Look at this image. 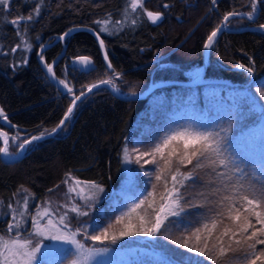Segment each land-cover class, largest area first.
<instances>
[{
    "label": "trees",
    "instance_id": "obj_1",
    "mask_svg": "<svg viewBox=\"0 0 264 264\" xmlns=\"http://www.w3.org/2000/svg\"><path fill=\"white\" fill-rule=\"evenodd\" d=\"M131 3L10 0V7L0 5V110L11 125L6 128L0 123V131L6 134L9 154L15 153L24 139L51 131L74 96L92 84L112 80L117 93L132 96L155 82L192 80L187 71L201 68L204 43L222 25L224 16L229 12L247 16L253 11L252 0H140L135 10ZM256 5L252 20L232 16L214 37L198 83L157 87L144 98L133 100L113 96L102 86L94 88L77 103L54 137L27 145L13 163L0 160V218L11 206L17 211L20 203L31 207L27 216L45 206L52 210L64 207L68 203L67 180L95 184L107 194L68 229L79 230L76 237L82 241L93 231L107 229L108 238L100 246L124 252L126 264H264V244L255 243L264 239L258 231L264 228L258 222L264 220L260 195L264 173L237 147L244 136L255 139L251 128L264 118L260 101L264 99V30L248 29L264 24V0H257ZM147 11L161 13L160 19L153 23ZM73 26L89 27L98 34L107 64L91 35H68L63 56L54 68L55 77L72 89L68 96L59 94L44 78L35 54L40 45ZM60 51L56 43L40 57L48 64ZM77 56L91 58L93 67L73 69L69 61ZM242 92L245 95L239 94ZM234 96L239 97L231 101ZM247 97L258 102V112ZM179 133L184 135L164 146L165 139ZM196 133L218 134L227 166L203 151V140H189L185 147L187 138ZM13 137L18 139L13 141ZM157 145L162 152L154 151ZM125 150L131 159L132 181L118 194ZM193 151L197 156L191 155ZM187 174L193 179L184 180ZM174 185L182 194L179 204L184 211L179 217H167L156 235H144L141 218L144 230L151 227L160 206L175 198V193L167 196ZM142 200L135 212L123 216ZM24 222V231H28L30 221ZM129 224L135 234L120 236ZM185 242L205 254L181 247ZM70 256L64 252L39 264H69Z\"/></svg>",
    "mask_w": 264,
    "mask_h": 264
},
{
    "label": "rangeland",
    "instance_id": "obj_2",
    "mask_svg": "<svg viewBox=\"0 0 264 264\" xmlns=\"http://www.w3.org/2000/svg\"><path fill=\"white\" fill-rule=\"evenodd\" d=\"M198 71V67L190 69L187 71V75L190 77H195ZM239 94L245 95V92ZM237 97L239 96L230 97V100L234 101ZM247 99L253 103L252 105L254 110L258 112V102H253L250 97H247ZM260 101L262 102L261 104L264 105V99H260ZM232 103L233 102H229V105ZM251 131V133L254 134L255 139L244 136L239 141L237 147L239 148L241 155L246 156L252 163L256 165L260 172L264 173V118H259L256 126L251 128ZM23 152L24 150L21 151V156L23 155ZM11 154H4L3 157L5 160H7L14 156ZM121 159L123 175L121 186L116 190L118 194H121L124 189L129 187L132 181V173L128 167L129 161L131 159L128 156V153L126 159L125 152H123L121 154ZM67 181H69V183L66 184L65 193L68 203L64 207L61 205L58 207V210H52L45 206L41 209L38 208L34 215L32 212L27 216V211H29L31 207H26L25 203L23 205L20 203L17 211H15L14 206H11L10 210H8L5 216L0 218L2 219L0 222V237H3V240L8 242V248H5L3 243L0 242V264H23V261L20 257H13L11 255V252L15 251L11 245V241L13 240L19 241L21 244H23L24 241H27L28 243L25 245L24 249L26 251H31L32 248H35L37 245H39V250L36 252V258L32 261V264H39L43 261V259L59 257L61 253L64 252L67 253V255L71 253V260L69 264H72L73 260L78 258L80 254L73 245L61 240H53L51 239V235L66 234L68 232H76L78 234V231H71L68 229V227L72 226L71 224H75V219H81V216L83 215H78V213L71 211V209L78 206L80 211L89 212L91 207L103 195H106L107 192L99 191L96 187H94L95 184H81L72 180ZM33 201L34 199L32 198L31 204H33ZM45 209L47 210L46 213ZM20 214L23 216V219L21 218L22 216ZM62 216L65 217V223L67 224V227H64V225L59 222L60 217ZM33 218H36L38 223L41 225L39 234L34 227ZM23 220L30 221V224L27 228L28 231H24L26 230V224ZM9 225H13L11 231H9ZM16 225H19V227H15ZM100 231L103 230L101 229ZM93 232L83 236V241L76 237L77 240L81 241V243L84 245L85 254H87L88 249L100 250L89 254L87 260H82L81 264H126L127 255L124 252L109 249H107V251H103V249L106 248H102L100 245L103 242H106V239H102L100 241L91 240L89 238L90 236L100 234L97 231ZM19 234H21V236H19Z\"/></svg>",
    "mask_w": 264,
    "mask_h": 264
},
{
    "label": "snow or ice",
    "instance_id": "obj_3",
    "mask_svg": "<svg viewBox=\"0 0 264 264\" xmlns=\"http://www.w3.org/2000/svg\"><path fill=\"white\" fill-rule=\"evenodd\" d=\"M215 2V0H214ZM140 3V0H132L131 6L132 8L135 10L138 5ZM256 4H257V0H252V8L253 11L246 13V15L248 16L249 19L253 18L254 12L256 10ZM0 5H3L5 8L10 7V0H0ZM38 11V10H37ZM146 15L148 16V18L155 23L158 19H160L161 13L156 12L153 13L151 11H147ZM235 15H239V13H235V12H229L227 13L224 18H223V22L221 27L225 26L226 22L229 21V18ZM29 19H31V17H29ZM19 21H13V23H18ZM106 23V22H105ZM260 29H264V24L260 25ZM220 29L214 30L211 35L208 36L207 40L208 42L204 44L205 48L210 47L214 37L217 36V33ZM103 31V29H102ZM67 35V33L65 34V36ZM61 39H64V37L62 36ZM101 47H103V40H101ZM13 51H15V49H13ZM41 60H43V56L40 57ZM105 59H107V56H105ZM80 61L85 62L86 64L89 63L88 58L87 57H80L79 58ZM48 72L49 73H53V66L52 65H46ZM109 67H111V65L109 64ZM241 68H244L245 65L241 64L240 65ZM247 71L251 72L252 68H248ZM59 83L61 85H64V87L68 90V92H72V89L68 87V85L65 83L64 80H60ZM101 84H109L111 85L113 91H118L116 85L112 82V80H105V81H101ZM95 87H99V85H92L89 86L88 91H91L92 88ZM262 95H264V93H261ZM85 93H81L78 96H74V99L72 100L71 105L68 107L67 111L64 114V118L60 121V123L56 126V128L52 129V133H56L58 129H60L62 126L65 125L66 121H68L71 117V114L74 111V107L77 105V101L81 100V97L84 96ZM133 95H135V93H133ZM0 114H2V110H0ZM11 127V125H10ZM50 135L51 133H41L40 136H33L31 137V140L29 139H24L23 143H21L19 145V148L21 151L25 150V146L26 145H30L33 141L39 140L41 139L44 135ZM183 133H179V134H174L170 137H168L167 139L164 140V146H167L171 140H175L178 139L179 137L183 136ZM16 139H18V137H13V141H15ZM192 141L194 143L200 142L201 140L205 141L206 143H204L203 145V151L204 152H208L210 154H214L217 158H219V163L220 165H224L227 166V158L224 157L223 152L221 151L220 145L222 143V139L218 137V134L213 135L212 133H204V134H200V133H196L194 135H190L185 143V147H187V142L188 141ZM7 143V141H6ZM155 152H162L163 149L160 145H157V147L154 149ZM0 153H4L5 155L8 154V150L6 147L0 148ZM141 155H148V153H142ZM169 155H171V153H169ZM185 155H187V153H185ZM192 156H197V152L193 151L191 153ZM201 155H203V152L201 153ZM125 158L127 159V150H125ZM146 164L149 163V161L145 160L144 161ZM189 163H191V161H188ZM167 163V161H166ZM199 166V165H197ZM177 171H179V169H177ZM147 175V173H146ZM161 179V177L158 175L156 176V180L159 181ZM173 181L176 182V176L173 175L172 177ZM193 177L191 176V174H187L184 177V180H192ZM184 180L179 181L181 187L184 185ZM94 187H96L99 191H103V189L99 186V185H95ZM74 190V189H73ZM173 193H175V198L174 199H170L168 201H166L164 204H162L160 206V210L159 212L156 214V218H155V223L151 225V227H148L146 230H144V219L141 218V224H140V230L142 231V233L144 235H148V236H154L156 235L158 232H160L162 230V228L165 226V221L167 220V217L171 216V217H179L181 216L182 212L184 211V209L182 207H180L179 202L183 199L182 194L180 193V189L175 187H173V189L171 191L167 192V196L169 198H171L173 196ZM151 195V193L149 194ZM261 197L264 198V192H261ZM252 200H249L248 203H252ZM144 201L142 200L140 202V204L135 205L132 209H130L129 212L124 213L123 216H128L131 213L135 212L137 208H139L141 206V204H143ZM151 207V204L149 205ZM71 211L78 213V215H87V212H83L79 210V207H73L71 209ZM47 212V210L45 209V213ZM162 213H166V215H161ZM66 215V214H65ZM123 216L121 217H117V222L119 223L122 219ZM257 216L259 217V214L257 213ZM61 224L64 225V227H67V224L65 223V217L62 216L60 217V221ZM258 222L264 224V220H259ZM33 224L34 227L36 228L38 234L41 228V225L38 223V221L36 220V218H33ZM251 225L249 224L248 227H250ZM15 227H19V225H16ZM54 227V225H53ZM132 225L129 224L128 226H126V228L124 230L120 231V236H129V235H134L135 232L132 230ZM13 228V225H9V231H11ZM247 230V229H245ZM79 231V230H77ZM85 232H87V229H84ZM197 231H199V229H197ZM260 232L261 235H264V228L259 229L258 230ZM256 232H253L252 235L256 236ZM77 233L76 232H68L66 234H52L51 235V239L53 240H61L64 241L66 243H69L71 245H73L76 249L77 252L80 254L78 256V258L76 260H73L72 264H81V261H86L88 258V255L91 254L92 252L95 251H100L98 249H88L87 250V254H85V250H84V245L81 243V241L77 240L76 238ZM91 240L93 241H100L102 239H107L108 238V230L105 229L103 232H101L98 235H92L89 237ZM197 240L200 239L199 236L196 237ZM116 241V237L113 236L112 237V242L115 243ZM0 242L3 243V246L5 248H8V242L3 240V237H0ZM175 243V241H173ZM27 241H24L23 244H21L19 241H11V245L12 248L15 249V251L11 252V255L13 257H20L23 261V264H32V261L36 258V252L39 250V245H37L35 248H32L31 251H26L25 249V245L27 244ZM256 244H264V239H257ZM181 247H184L186 249H188L189 251L192 252H199L200 255H204L205 253L203 251H201L199 248L197 247H191L189 248V245L187 244V242L183 243L180 245ZM253 249H255V244H253L251 246ZM103 251H107V249H103ZM261 256H264V253H261ZM211 259V257H209ZM258 259L261 257H257ZM252 264H255V261H252Z\"/></svg>",
    "mask_w": 264,
    "mask_h": 264
},
{
    "label": "water",
    "instance_id": "obj_4",
    "mask_svg": "<svg viewBox=\"0 0 264 264\" xmlns=\"http://www.w3.org/2000/svg\"><path fill=\"white\" fill-rule=\"evenodd\" d=\"M256 12H257V5H256ZM256 12L254 13V15H253V18L255 17V15H256ZM237 16H239V17H243V18H246V19H248V20H252V19H249L247 16H245V15H241V14H239V15H237ZM223 22V21H222ZM222 24V23H221ZM217 29H220L219 31H218V33L220 32V31H222V30H224V28H222L221 27V25H219L215 30H217ZM248 29H251V30H254V29H260V26H258V27H251V28H248ZM242 30V29H241ZM241 30H236V31H241ZM264 30V29H263ZM75 32H85V33H88L89 35H91L92 36V38L95 40V42H96V45H97V49H98V52H99V55H100V58H101V60L105 63V64H107V59H105V56H106V54H105V50H104V45H103V47H101V38L98 36V34L94 31V30H92L91 28H89V27H83V26H73V27H70V28H68V29H66L61 35H59L58 37H56V38H54L51 42H48V43H46V44H42V45H40L39 47H38V49H37V51H36V54H35V57H36V62H37V64H38V66H39V69H40V71L42 72V74H43V76H44V78L55 88V90L59 93V94H67L68 96H72L71 94H70V92H68V90L64 87V85H61L60 83H59V79H57L56 77H55V75H54V68H55V66L58 64V62H59V60L62 58V56H63V53H64V40L67 38V36L68 35H70V34H72V33H75ZM67 33V35L65 36V34ZM211 35V34H210ZM64 37V39H61V37ZM208 42V40L206 39V41H205V43H207ZM56 43H59L60 44V46H61V51H60V53H59V55H57L56 57H54L53 59H52V61L50 62V63H46L44 60H41V58H40V55L45 51V50H47L48 48H50L51 46H53L54 44H56ZM204 43V44H205ZM207 50H208V48H205L204 46H203V50H202V66H201V68L199 69V71H198V73H197V75L192 79V80H190V81H188V82H172V81H161V82H155V83H152V84H149L142 92H140L139 94H137V95H132V96H123V95H121V94H119V93H117V91H113V89H112V87H111V85H109V84H101L100 82H97V83H95V84H92V85H99V87L100 86H102V87H105L113 96H116V97H118V98H120V99H126V100H133V99H142V98H144L145 97V95L146 94H148L151 90H153V89H155V88H157V87H161V86H165V85H169V84H182V85H188V86H192V85H194V84H196V83H198L199 81H201V79H202V77H203V75H204V70H205V65H206V60H207ZM80 57H86V56H78V57H75V58H72L70 61H69V63H70V65H71V67L73 68V69H76V70H78V71H87V70H89V69H91L92 67H93V61H92V59L91 58H89V57H87L88 58V61H89V63H85V62H82V61H80L79 60V58ZM52 65L53 66V73H49L48 72V69H47V66L46 65ZM102 81H105V80H102ZM91 85V86H92ZM70 88V87H69ZM95 88H97V87H95ZM88 89H89V87L88 88H86L84 91H82L83 93H85V95L84 96H82L81 97V100L90 92V91H88ZM94 88H92V90H93ZM91 90V91H92ZM81 92V93H82ZM80 93V94H81ZM80 94H78V95H80ZM77 95V96H78ZM74 99V98H73ZM72 99V100H73ZM72 100H71V102H70V104H69V106L71 105V103H72ZM80 100V101H81ZM79 101H77V103H78ZM68 106V107H69ZM68 107H67V109H68ZM67 109H66V111H67ZM65 111V112H66ZM65 114V113H64ZM64 114H63V116H62V118H61V120L64 118ZM60 120V121H61ZM60 121L57 123V125L60 123ZM0 123L4 126V127H6V128H10V124L7 122V119L5 118V116H3V113L2 114H0ZM56 125V126H57ZM56 126L54 127V128H56ZM60 129H58L57 130V132L59 131ZM56 132V133H57ZM48 133H51L50 135H48V134H46V135H44L41 139H39V140H36V141H33L31 144H33V143H38V142H40V141H43V140H45V139H48V138H52V137H54V135L56 134V133H52V130L51 131H49ZM0 138H1V148H3V147H5L6 146V141H7V137H6V134L3 132V131H0ZM29 140H31V138H29ZM23 143V142H22ZM27 146V145H26ZM25 146V147H26ZM20 157H21V150H20V148L18 147L17 148V150H16V152H15V154H14V156H13V158H11V159H7V160H5L4 158H3V153H0V160L2 161V162H6V163H13V162H15V161H17V160H19L20 159Z\"/></svg>",
    "mask_w": 264,
    "mask_h": 264
},
{
    "label": "bare ground",
    "instance_id": "obj_5",
    "mask_svg": "<svg viewBox=\"0 0 264 264\" xmlns=\"http://www.w3.org/2000/svg\"><path fill=\"white\" fill-rule=\"evenodd\" d=\"M78 57V56H77ZM6 118V117H5ZM15 153H12L11 155H14ZM4 155V154H3ZM4 158V157H3ZM11 158H13V156L11 157ZM11 158H9V159H11ZM21 158V157H20ZM5 159V158H4Z\"/></svg>",
    "mask_w": 264,
    "mask_h": 264
},
{
    "label": "flooded vegetation",
    "instance_id": "obj_6",
    "mask_svg": "<svg viewBox=\"0 0 264 264\" xmlns=\"http://www.w3.org/2000/svg\"><path fill=\"white\" fill-rule=\"evenodd\" d=\"M34 144V143H33Z\"/></svg>",
    "mask_w": 264,
    "mask_h": 264
}]
</instances>
